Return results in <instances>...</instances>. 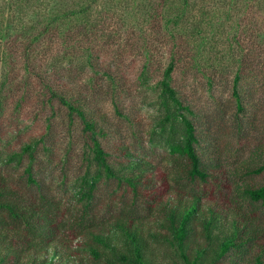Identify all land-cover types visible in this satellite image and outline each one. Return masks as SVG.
I'll list each match as a JSON object with an SVG mask.
<instances>
[{
  "label": "trees",
  "instance_id": "1",
  "mask_svg": "<svg viewBox=\"0 0 264 264\" xmlns=\"http://www.w3.org/2000/svg\"><path fill=\"white\" fill-rule=\"evenodd\" d=\"M140 1L0 0V45L10 51L0 58H12L14 50L22 48L27 70L34 71L31 58L36 49L42 46L47 53L58 46L57 56L82 70L87 64L98 80H108L106 93H116L124 85L122 74L106 65L104 56L118 42L115 35L105 32L108 22L99 15H117L119 8L129 9L132 15L141 11L134 6ZM145 1L149 3L143 11L146 31L156 39L162 35L159 40L164 45L171 43L170 61L157 84L162 110L158 127L168 148L166 166L156 165L127 145L107 151L101 141L108 136L100 124L103 118L87 96L83 92L72 94L70 84L57 72L49 77L51 80L39 74L36 77L50 101L66 107L88 135L91 164L97 169L95 174L88 171L81 176L84 197L90 203L103 179L115 181L134 202L145 204L148 214H119L107 225L89 226L65 249L55 241L58 236L47 213L12 188L0 171V264H155L153 243L168 244L181 264H224L232 254L251 251H255L251 264H264V229L249 216L235 213L227 221L220 212L213 193L219 189L220 180L198 152L197 113L182 98L174 78L185 55L192 57L196 68H200V57L215 55V62L204 60L209 81L234 64L232 97L237 113L244 114L247 106L243 92L248 91V78L254 74V63L247 62L248 52L256 43L264 42V0ZM155 63L152 55L147 56L141 72L144 84ZM5 91L0 88V110L6 101ZM112 102L121 115L118 99L113 97ZM42 141L25 145L20 154L9 158L21 164L28 157L25 173L31 185H38L32 164ZM262 173L264 161L246 175ZM244 195L261 206L264 216V185L248 187Z\"/></svg>",
  "mask_w": 264,
  "mask_h": 264
},
{
  "label": "rangeland",
  "instance_id": "2",
  "mask_svg": "<svg viewBox=\"0 0 264 264\" xmlns=\"http://www.w3.org/2000/svg\"><path fill=\"white\" fill-rule=\"evenodd\" d=\"M137 5L141 11L132 15L129 9L120 8L117 15H99L108 22L105 32L115 35L118 42L104 56L106 65L122 74L124 85L116 93H106L108 80H98L87 64L82 70L57 56L58 46L47 53L42 46L36 49L31 58L34 71L27 70L22 48L15 49L12 58H0V88L6 90V101L0 110V171L12 188L30 197L47 213L58 236L55 241L65 249L69 248L68 242L79 240L89 226L107 225L119 214L143 216L148 212L145 204L134 202L115 181L103 179L90 203L84 197L81 176L88 171L95 174L97 169L91 164L88 135L80 120L71 117L66 107L50 101L36 74L51 80L49 77L57 72L70 84L72 94L83 92L87 96L103 118L100 124L108 136L101 141L107 151L127 145L156 165L166 166L168 148L158 127L162 110L157 84L170 61L171 43L167 41L164 45L159 40L162 35L156 39L146 31L143 11L149 3L142 0L140 5L134 4ZM131 42L134 44L130 47ZM4 52L10 53L0 45V54ZM149 55L156 63L152 64L153 72L144 84L141 72ZM248 58L249 64L254 63V74L248 78V91L243 92L247 106L244 114L237 113L232 97L234 64L225 74L209 81L204 60L215 62V55L200 57V68L193 67L192 57L185 55L174 78L182 98L197 113L194 121L200 138L198 152L220 180L219 189H213L220 212L227 221L235 213L249 216L259 229H264L263 209L244 195L246 188L264 185V173L246 175L264 161V42L256 43ZM113 97L118 99L121 115L113 105ZM41 139L36 148L37 159L32 164L38 185H31L25 173L30 163L28 157L21 164L10 162L9 158L20 154L25 145ZM152 246L155 264H181L168 244ZM254 255L255 251L232 254L224 264H251Z\"/></svg>",
  "mask_w": 264,
  "mask_h": 264
}]
</instances>
